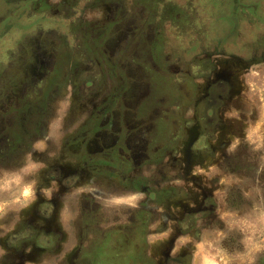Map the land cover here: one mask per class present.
<instances>
[{
  "label": "rangeland",
  "instance_id": "rangeland-1",
  "mask_svg": "<svg viewBox=\"0 0 264 264\" xmlns=\"http://www.w3.org/2000/svg\"><path fill=\"white\" fill-rule=\"evenodd\" d=\"M73 1L81 2L78 5L80 7L74 6V11L67 12L63 6L71 0H0V73L6 71L1 70L7 63L6 58L15 50L22 36L34 32L37 27L47 28V23L52 25L54 20L59 19H67L65 23L68 24V20L78 16L84 23L96 27L107 25V20L112 18L110 11H113V6L107 0ZM94 1L100 3L99 8H83L84 3H89L90 6ZM138 1L124 0L123 5L130 14L121 17L122 23L115 29V35L126 37L134 27V19L136 25L141 26L143 30L147 29L152 36L159 31L165 40L164 51L165 56L168 55L170 70H176L180 61L190 63L193 50L207 52L216 42L235 30L234 35H239L240 40L244 38L240 48L246 52V45L248 41L252 42L254 35L251 32L243 33V28L260 18V15L264 18V0H147L136 3ZM150 49L153 54H161L163 51L159 42L156 47ZM142 54L143 57L147 55L145 51ZM120 61L127 66V59ZM26 62L28 63V60ZM27 63L20 66L25 68ZM7 71L14 73L11 74L12 80L21 82L25 80L23 77L28 70ZM104 71L105 91L94 103L98 105L103 98L106 100L113 94L118 96L119 99L112 104L113 110L109 119L119 121L123 117V120L128 121L132 115L138 124L133 130L137 136L141 137L149 128L159 103L163 104L166 100L168 104H176L178 95L175 88L170 87L171 80L168 77L152 74L150 82L148 71L140 70V66L135 70ZM122 74L126 78L125 82L118 81ZM15 76L18 77L14 78ZM6 82L9 86V80L0 79V91L4 90L3 85ZM15 84V87L22 88V84ZM68 87L69 84H64L60 92L63 96L68 93L64 100L56 94L48 95L53 97L47 102L51 112L53 111L49 127H46L45 137L48 139L59 140L61 136L73 132L77 123L69 124L63 121H67L70 115L79 116L84 112L89 113L88 110L92 109L90 106L83 109L74 104L72 89ZM241 88V95L225 112L228 126L222 138H218L216 142L221 149H217L211 156H203L197 162H191V159L182 153V169L177 168V171H174L175 168H169V165L163 168L157 164L151 167L143 165L138 171L142 176L153 177L149 184L146 183L155 188L152 190H157L156 186L159 184L162 188L169 189H176L180 185L179 192L171 193L177 196L176 199L167 198L169 194H163L161 191L157 195L158 202H151L149 193L139 189L134 194L122 190L113 195L102 193L106 199L103 201L105 217L104 225H99L98 231L87 229L85 224L83 229V224L74 225L80 214L87 219V203L77 200V193L82 191L89 195L97 194L92 189H99L95 183L85 182L78 191L62 196L53 220L65 239L59 252L63 257L57 259L63 260L65 253L68 254L79 245L78 237L81 236L80 231L84 230L83 234L89 232L88 243L92 245L90 251L99 249L106 252L110 249L112 254L118 248H123L124 243L133 242L132 236L137 246L142 248V252L146 247L147 251L157 258H161L160 253H180L187 255L186 264H264V64L255 65L245 72ZM142 103L144 107H140ZM144 103H148L149 108ZM128 105L134 107L133 112H129ZM171 105L166 108L165 113L169 116ZM172 131L174 133L175 128L162 130L163 135ZM48 139L35 145L39 147L34 150L42 151L47 147ZM167 139L154 137L152 144L162 147L161 143ZM147 151L149 152L143 146L138 164L143 163ZM32 157V154L25 155L20 163H10L9 159L0 162V264H55L41 261L42 258L35 253L14 255L7 252L1 244V239L6 234L24 222L31 221L48 227L47 222L41 223V220L36 218L34 211L39 198L53 195L52 192L58 188H47L42 180L33 182V179L37 178L34 174L40 165L34 163ZM166 162H173L170 153L166 156ZM207 195L211 198L210 213L207 214L208 220L199 219V234H181L176 219L171 216L183 215L188 211L198 212L202 209ZM72 204H75L74 209ZM133 217L135 224H132ZM116 223L122 224L120 230L114 227ZM91 226L88 225L89 228ZM137 233L142 234L141 239L137 238ZM45 257L51 259L49 256ZM82 258L84 256H78L77 260L74 258V264H113V258L110 256L106 259L102 256V262L92 260L91 257L79 261ZM69 260L72 263V258Z\"/></svg>",
  "mask_w": 264,
  "mask_h": 264
},
{
  "label": "flooded vegetation",
  "instance_id": "flooded-vegetation-1",
  "mask_svg": "<svg viewBox=\"0 0 264 264\" xmlns=\"http://www.w3.org/2000/svg\"><path fill=\"white\" fill-rule=\"evenodd\" d=\"M107 1L113 6V11L107 7L112 13L107 25L94 27L95 25L84 23L78 16L68 20V24L65 23L67 19H59L54 20L52 25L47 23V28L37 27L34 32L22 36L1 69L6 71H1L0 79L9 80V86L6 82L3 85L4 90L0 91V162L9 159L10 163H20L19 161L24 159L23 156L32 154L31 159L40 165L34 174L37 178H34L33 182L42 180L45 187L58 188L52 192L53 195L39 198L34 211L36 218L41 220V223L47 222L48 227L41 224L39 226L38 223L31 221L24 222L6 234L1 239V244L7 252L14 255L35 253L42 258L41 261L55 264H74V258L78 256H84L79 261L91 257L92 260L101 262L102 256L105 259L110 256L113 258V264H186L188 258L186 254L160 253L161 258H157L147 251L146 247L142 252V248L137 246L132 236L133 242L124 243L123 248H118L112 254L110 249L106 252L99 249L90 251L92 245L88 243L89 232L83 234L84 230L80 231L82 238L78 237L79 245L68 254L65 253L63 260L57 259L63 257L59 252L65 240L53 222L58 211V203L62 196L78 191L85 182L95 183L99 189H92L97 194L89 195L82 191L77 193L76 199L87 203L85 215L87 219L80 214L74 225L83 224L81 227L83 229L85 224L87 229L99 231V225H104L105 217L103 201L106 199L102 193L113 195L122 190L134 194L139 189L149 193L151 202H158L157 195L161 191L163 194H169L167 198L176 199L177 196L171 193L179 192L180 185L176 189H169L162 188L159 184L156 186L157 190H152L155 188L147 184L153 177L142 176L143 174L138 171L143 165L151 167L154 164L163 168L169 165V168L172 170L175 168L174 171H177V168L182 169V153L190 158L191 162H197L203 156H211L217 149H221L216 142L218 138H222L228 126L225 112L241 95L245 72L255 65L264 64V18L259 14L260 18L243 28V33L251 32L254 35L252 42L248 41L246 45L248 47L246 52L240 48L244 38L240 40L239 35H234L235 30L216 42L207 52L193 50L190 63L180 61L176 70H170L168 55L165 56L164 51L165 40L160 32L157 31L152 36L147 29L143 30L141 26L136 25L134 19L135 24L132 23L134 27L131 32L124 38L118 37L115 35V29L120 27L121 17L130 13L123 5L124 0ZM142 1L147 2L139 0L136 3ZM73 2L71 0L63 6L67 12L74 11V6L81 4ZM84 4L83 8L95 9L100 6L97 1L92 2L90 6L89 3ZM158 42L163 51L161 54H153L150 47H156ZM143 51L147 53L145 57ZM120 59L128 60L126 67L121 64ZM25 63L28 64L27 67L20 66ZM136 65L140 66V70L148 71L150 82L152 74L168 77L171 80L170 87L175 88L178 95L176 104H168L166 100L163 104L159 103L154 110L156 115L141 137L135 135L133 131L138 124L132 115L128 121L123 120V117L119 121L109 119L113 110L112 104L119 99L118 96L113 94L106 100L103 98L98 105L94 103V100L105 91L104 70H135L136 67L139 68ZM7 70L28 71L25 76L21 74L25 80L20 82L17 79L12 80L11 74L14 73ZM118 79L119 82H125L126 78L122 74ZM15 82L22 84V88L15 87ZM67 83L68 88L72 89L74 104L83 109L88 106L92 109L88 110L89 113L84 112L79 116L70 115L67 121H63L69 124L77 123V128L73 132L61 136L59 140L48 139L45 134L53 117V111L51 112L47 105L53 97L48 95L56 94L64 100L68 93L63 96L60 92L62 86L64 87V84L67 86ZM144 104L149 108L148 103ZM170 104L172 105L169 116L165 113ZM127 107L129 112L134 111V107L131 108L129 105ZM140 107H144L143 103ZM150 109L153 111V106ZM169 127L175 128L174 133L165 132L163 135L162 130ZM154 137L168 139L161 143L162 147H158L152 144ZM47 139V147L36 152L34 149L39 146L35 145ZM146 139L148 141L142 144ZM143 146L149 152L147 151L143 163L138 164ZM169 153L173 162L167 163L166 156ZM210 205L211 198L207 195L202 209L198 212L188 211L171 218L176 219L181 234L197 235L198 221L204 218L208 220ZM80 206L83 208V204ZM72 208H75V204H72ZM148 220L150 221L149 217ZM120 223L114 226L118 230L122 226ZM132 224H135V217ZM88 225H92L91 228ZM136 235L141 239L142 234ZM69 258H72V263Z\"/></svg>",
  "mask_w": 264,
  "mask_h": 264
}]
</instances>
